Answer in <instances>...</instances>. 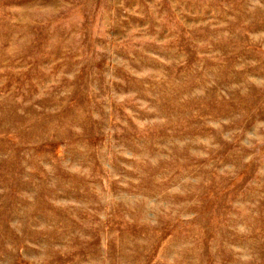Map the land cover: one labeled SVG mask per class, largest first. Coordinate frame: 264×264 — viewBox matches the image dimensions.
<instances>
[{
    "label": "rangeland",
    "instance_id": "1",
    "mask_svg": "<svg viewBox=\"0 0 264 264\" xmlns=\"http://www.w3.org/2000/svg\"><path fill=\"white\" fill-rule=\"evenodd\" d=\"M0 264H264V0H0Z\"/></svg>",
    "mask_w": 264,
    "mask_h": 264
}]
</instances>
